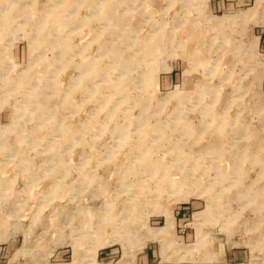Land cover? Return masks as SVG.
Masks as SVG:
<instances>
[{
  "label": "rangeland",
  "instance_id": "374dc122",
  "mask_svg": "<svg viewBox=\"0 0 264 264\" xmlns=\"http://www.w3.org/2000/svg\"><path fill=\"white\" fill-rule=\"evenodd\" d=\"M212 2L0 0V241L14 250L0 264H264V206L252 199L264 191V108L255 107L264 106L263 20L255 0L221 12ZM108 13L121 15L122 27L111 31ZM171 93L178 103L166 101ZM176 108L196 132L208 130L201 145L179 128ZM208 109L255 132L249 147L260 160L242 162L241 177L230 151L209 148ZM143 124L147 141L162 124L170 138L151 144L155 175L140 162L129 175L128 155L143 156L130 146ZM233 140L247 144L234 130ZM54 147L66 168L49 171ZM191 169L183 200L168 182ZM133 194L130 216L116 221L128 232L119 233L111 209L132 207ZM168 214L169 231L153 239L148 231L165 227Z\"/></svg>",
  "mask_w": 264,
  "mask_h": 264
},
{
  "label": "bare ground",
  "instance_id": "6f19581e",
  "mask_svg": "<svg viewBox=\"0 0 264 264\" xmlns=\"http://www.w3.org/2000/svg\"><path fill=\"white\" fill-rule=\"evenodd\" d=\"M6 2L4 1V3L3 4H5ZM2 4V5H3ZM13 6H15V2H11V4H10V7L8 8L9 10L8 11H10V9H11V11H12V13H11V16H12V18L13 17H15V15L17 14L16 12H17V9L15 8V7H13ZM10 13L8 12V13H6L5 15H7V17H8V15H9ZM116 17V18H115ZM104 18H105V21H106V24H107V26H109V27H111L112 29H111V31H115L116 30V28L117 27H122V25H123V22L122 21H120V18H121V15H116V14H114V13H111L110 15H109V13L108 14H106V16H104ZM108 21H111V23H108ZM1 25L3 26V27H5V21H3V23H1ZM124 32H126V33H128L127 31H124ZM83 36H84V34H83ZM87 36V35H86ZM129 40V39H128ZM80 41V40H79ZM131 41H133V39L131 40ZM131 43V42H130ZM129 43V44H130ZM128 44V43H127ZM160 45V44H159ZM139 49H141L140 47L137 49V50H139ZM116 52V53H115ZM114 53H115V58L117 59L118 57V55L121 53V51H120V49H117L116 51H115ZM121 57H123L122 55H121ZM113 58V57H112ZM124 58V57H123ZM97 63H94L93 64V69H91L89 72H87V73H90V74H92V77L95 79L98 75H99V70H98V67H97V65H96ZM130 64V63H129ZM129 64H126V65H128L129 66ZM203 64H207V61H204V63ZM201 65V64H200ZM206 66V65H205ZM219 68V67H218ZM226 69V68H225ZM153 70V69H152ZM218 70V69H217ZM104 73V72H103ZM94 75V76H93ZM144 75V74H143ZM24 82H25V80L26 79H22ZM149 80H150V83L151 84H155V82H156V74H153V75H151V74H149ZM204 80V79H203ZM143 81H144V78H143ZM149 82V81H148ZM205 89V88H204ZM95 94H97V92L95 91ZM189 96V95H188ZM42 97L43 96H40L39 95V100L38 99H35V101H38V102H41V103H43V101H42ZM182 98V97H181ZM186 98H189V97H186ZM179 97H178V94L177 93H171V94H169L168 95V97L166 98V101H168V100H173V101H177V103L179 102ZM255 107L257 108V109H262V108H264V106H263V104L262 103H260V104H256L255 105ZM207 112H208V114L209 115H212L213 116V118H214V126H213V129H211V134L212 135H215L214 137L216 138V140H215V142L213 141V142H211V143H209V148L211 149V151H214L215 153H217V156H221V155H224V153H229V151H230V153H232V156H233V158H234V160H235V169H236V171H238L239 172V175H240V177L242 176V165H241V163L242 162H245V161H247V160H251L252 159V161H257V160H260L259 159V156H260V153H257L256 151H251L250 150V147H249V144H250V140H252V137H254V134H255V132L252 130V129H248V128H245V127H247V126H245V127H243L242 125H240L239 124V120H232V121H229V119L227 118V114L228 113H226L225 111L224 112H222L221 114H219V115H216V114H214L213 113V110H210V109H208L207 110ZM175 114H176V118H177V120H178V122H179V128L183 131V133L185 134V135H187V136H190L192 139H194L195 141H196V144H198V145H201V142H200V140H201V137H204L202 134L205 132V131H208V130H206L205 129V131H200V132H196L195 130H194V128H193V126H191V125H189V123H187V121H184V117L181 115V112H180V110L178 109V108H176L175 109V112H174ZM238 121V122H237ZM15 123H18V119L16 120L15 119ZM15 128H16V124L15 125H10V129H12V130H15ZM32 128V127H31ZM123 128V127H122ZM127 128H128V126L127 127H125L124 129H123V131H125V130H127ZM141 129H142V131H143V133H144V135H143V138H141V139H139L138 141H136V142H131L130 143V146L132 147V151L133 150H136V151H139V152H142L143 153V156H145V158H144V160H143V156H140V157H132V158H130L129 156H131L130 154L128 155V159L126 160V162L124 163V168H125V170L127 171V173L129 174V175H132V174H134L135 172H136V164H137V162H140V164H139V166H142L143 167V169L142 170H146V169H148V170H150L154 175H155V173L157 172V171H159L160 169H158L159 168V166H157V163H153L154 161L153 160H151V159H149V152H152L154 149H152L151 148V144H156V145H158L160 142H163L164 140H169V138H170V136L169 135H165V137H164V135H163V132L164 133H166L167 132V127L165 126V125H158V126H155L153 129H152V134H154L153 132L155 131V136L153 137L154 138V142L153 143H151V142H149V140L147 141L146 139H147V135H148V130H147V128H146V124H143V126L141 127ZM232 130H234V132H235V134L236 135H242V137H243V139H245L246 141H247V144H243L242 146L240 145V144H238L236 141H230L229 143L226 141V137L228 136V134H229V131H232ZM60 131L61 132H64V128H63V126H61L60 127ZM128 131V130H127ZM30 132V131H29ZM30 136V135H29ZM126 137V135H124V137L122 138V140L124 139ZM14 139V138H13ZM236 139V138H235ZM254 140H256V138L254 137ZM172 142V145L174 146V153L175 154H179V153H182V145L180 144V143H178V142H176V141H171ZM122 143H124V141H122ZM121 144V143H120ZM226 144V145H225ZM256 147V146H255ZM130 150V149H129ZM57 147H54L53 149H52V156H53V158L51 157L50 159H49V161H51V160H55V164H52L51 166H48V168H47V170H49V171H53L54 169H63L64 167L66 168V164H64L63 162H62V160L58 157V154H57ZM251 152L253 153V155L251 154ZM141 155V154H140ZM252 156V157H251ZM135 158L137 159H139L138 161H135ZM69 159V158H68ZM227 159V158H226ZM171 160V159H170ZM169 160V161H170ZM151 163H152V166H154V169H150L151 167H149L150 165H151ZM193 168V167H192ZM195 170H202V168L200 167V166H197V167H195L194 168ZM194 169H191V170H189L187 173H185L184 175H183V177H182V179L181 180H177L176 178H173L172 177V179H170V181L168 182L169 184H168V187L169 188H174L175 190L173 191V192H178V190L177 189H179V193H180V197L184 200V199H186V198H188V193H186V192H188L187 190H182V191H180L181 189V187H183V186H186V185H189L191 182H189V179L191 180L192 179V176H194L195 175V170ZM182 175V174H181ZM222 175L225 177L226 176V173L225 172H223L222 173ZM106 181V180H105ZM121 182L123 183V185H125V186H128V185H132L131 184V182L129 181L128 182V179L126 178V179H121ZM97 183V182H96ZM85 184V183H84ZM83 185V184H82ZM101 185V184H100ZM93 186V185H92ZM97 187V186H96ZM83 188V187H82ZM93 188H94V186H93ZM99 188H101V187H99ZM126 188V187H125ZM48 189V188H47ZM84 189H85V187H84ZM183 189V188H182ZM94 190H96V189H94ZM97 191V190H96ZM99 191V190H98ZM134 193H137L138 195L139 194H144L145 193V190H144V188H141L140 190H138V189H135V191H133ZM262 192H264V191H260V189L258 190V191H256V193H253V197H252V199H253V201H259L260 202V204L261 205H263L264 206V193H262ZM250 194V190L248 189V190H246V194H245V196H247V195H249ZM82 195V194H81ZM133 196H134V194L130 197V198H128V200L129 201H132V207H124L123 206V209H122V211L120 212L119 210H117L115 207H112V211H113V216H115V218H116V220L114 221V220H112V222L113 223H111V224H113V226H116V227H114V228H116L115 229V231H117V232H119L120 233V231H122V232H128L127 231V229L129 228V227H127V225H124L123 226V223L122 224H120V223H118V222H116V221H123V220H125L126 221V218H128L129 216H130V211L132 210V208H133V205H134V203L137 201V199H135V198H133ZM20 198V197H19ZM16 199V198H15ZM26 200V199H25ZM251 200V199H250ZM140 201H141V199H140ZM143 201H145V199H143L141 202H143ZM97 202V201H96ZM95 202V203H96ZM92 203V202H91ZM30 205V204H29ZM84 206V205H83ZM262 207V206H261ZM60 209V208H59ZM6 210V209H5ZM77 210V209H76ZM90 210V209H89ZM99 210V209H98ZM77 212V211H76ZM83 213V212H82ZM109 213V212H108ZM91 214V213H90ZM128 214V215H127ZM86 215V214H85ZM96 216V215H95ZM108 216V215H107ZM200 216V215H199ZM45 217V216H44ZM85 218V217H84ZM94 218V217H93ZM70 219H72V218H70ZM104 219V218H103ZM103 219H101L102 221H103ZM107 219V218H106ZM105 219V220H106ZM62 220V219H61ZM93 220V219H92ZM100 220V219H99ZM104 220V221H105ZM19 221V220H18ZM91 221V220H90ZM71 222V221H70ZM43 223V222H42ZM46 224V223H45ZM86 224H87V222H86ZM89 224V223H88ZM125 224V223H124ZM123 226L124 228H120L119 226ZM171 225H172V219H171V216H170V214H168L167 215V221H166V225H165V227H162V228H160V229H158V230H149L148 232L150 233V236L153 238V239H160L161 238V236H162V234H163V232H168L169 231V228L171 227ZM12 227V226H11ZM105 227H107V225L105 226ZM111 227H112V225H111ZM104 228V227H103ZM105 229V228H104ZM103 229V230H104ZM14 230H15V228H14ZM120 230V231H119ZM15 232V231H14ZM30 233V232H29ZM68 233V232H67ZM83 235H85V234H83ZM12 236H13V234H12ZM28 236H29V234H28ZM27 236V237H28ZM0 239H1V237H0ZM25 239V238H24ZM7 242V241H6ZM106 242H107V239H103V238H100V241L98 242V245L99 246H103V245H105L106 244ZM29 243V242H28ZM108 243V242H107ZM29 245V244H28ZM99 246H96V247H98L99 248ZM74 250H75V257H77V256H80L81 255V248L80 247H78L77 246V244L76 245H74ZM95 252H96V250H95ZM97 253V252H96Z\"/></svg>",
  "mask_w": 264,
  "mask_h": 264
},
{
  "label": "crops",
  "instance_id": "0c3cea01",
  "mask_svg": "<svg viewBox=\"0 0 264 264\" xmlns=\"http://www.w3.org/2000/svg\"><path fill=\"white\" fill-rule=\"evenodd\" d=\"M249 0H213V10L215 12H221V11H230L232 9H235L236 7H243L245 5H250L248 3ZM254 11L252 13H255L257 16V21L263 20L264 22V0H255L254 2ZM254 15V16H255ZM262 22V21H261ZM263 22L259 27H261L262 32H264V24ZM7 239L4 240V242L0 241V258L5 257L13 253V248L10 247L9 241ZM153 257L151 253H146L145 258L150 260ZM151 261V260H150Z\"/></svg>",
  "mask_w": 264,
  "mask_h": 264
}]
</instances>
